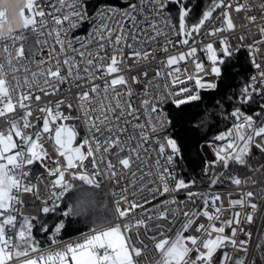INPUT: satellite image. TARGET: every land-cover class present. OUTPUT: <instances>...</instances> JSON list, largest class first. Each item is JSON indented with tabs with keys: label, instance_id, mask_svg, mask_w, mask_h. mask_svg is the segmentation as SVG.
Masks as SVG:
<instances>
[{
	"label": "snow or ice",
	"instance_id": "obj_1",
	"mask_svg": "<svg viewBox=\"0 0 264 264\" xmlns=\"http://www.w3.org/2000/svg\"><path fill=\"white\" fill-rule=\"evenodd\" d=\"M260 43L264 0H0V264H264Z\"/></svg>",
	"mask_w": 264,
	"mask_h": 264
},
{
	"label": "built area",
	"instance_id": "obj_2",
	"mask_svg": "<svg viewBox=\"0 0 264 264\" xmlns=\"http://www.w3.org/2000/svg\"><path fill=\"white\" fill-rule=\"evenodd\" d=\"M253 14H258V13H253ZM217 15H219V13H217ZM233 19L237 24V28L235 30L234 33H232V42L233 44H236L238 41L239 36H241L242 34L245 35V41L244 43H252L254 40H259V33H258V27L257 26H248L246 25V23L243 20V13H241L240 15H237L236 13L233 12ZM76 35H82L84 34V30H80L77 31L75 33ZM199 39V38H198ZM245 49H247L246 47H244ZM258 51H256V57H257V62L262 63V66H264V61L261 60V56L264 55V43H260L258 46ZM175 51V50H173ZM248 51V50H247ZM160 57H157V59H159ZM198 58H200V54H198ZM249 62V61H248ZM250 68H251V74L255 71L252 67L251 64L249 62ZM150 67V66H149ZM185 67H187L188 72L191 73L194 71L193 66L191 65L190 62H188L187 64H185V62H181L180 67H179V78L180 79H184V76L186 75L185 73ZM151 70V69H150ZM250 74V75H251ZM68 86L64 85V88L66 89ZM201 191H211V192H218L221 195V199L225 202V206L227 207V201L229 198V193H231L232 198H237L239 195V190L230 186L228 183L227 184H218L216 187L212 188V189H208L206 186L204 188L199 189ZM41 191L44 193V195H48L47 190L44 188L43 184H41ZM26 200H30L31 197H24ZM181 199H183L184 197L181 196ZM19 212L25 214V215H33L36 213V206L35 205H31V206H25L23 208L18 209ZM247 225H245V228L247 230ZM262 226L260 225L259 222V218H257V223L252 226L251 230L253 233V243L256 242V240L258 239V232H261ZM85 231V230H84ZM83 232V231H81ZM80 233V232H79ZM79 233L74 234L72 236L63 238L62 240H69V239H73L75 238ZM238 238L240 239H244L246 237H244L242 234L238 233ZM48 246V244L41 246V249H44ZM230 254L234 251L233 249H231L230 247L227 249ZM237 255H243V253H237Z\"/></svg>",
	"mask_w": 264,
	"mask_h": 264
},
{
	"label": "trees",
	"instance_id": "obj_3",
	"mask_svg": "<svg viewBox=\"0 0 264 264\" xmlns=\"http://www.w3.org/2000/svg\"><path fill=\"white\" fill-rule=\"evenodd\" d=\"M193 4L199 3V7L203 8L206 4L210 3L211 0H191ZM233 68L235 69L234 75L230 77V79L227 82V87L225 88V91L228 89L232 88H239L241 84L243 83V78L245 76H248L251 74V68L248 62V57H247V49L241 48L239 54H238V61L234 60L233 61ZM219 95L217 93L216 95L213 96H208L207 94L204 95V100L208 101L209 103L212 102L216 98V96ZM248 105L245 106V109H248ZM253 110H255V106H252ZM219 128H223L224 124L222 122H217ZM211 135V133H210ZM204 158V154H201L199 159L195 161V164L197 165V171L199 170V164ZM223 184H227V181H225ZM54 219L53 215L48 216V220L46 222H51ZM85 229L83 227H74V228H68L66 229L62 235L61 239L72 236L74 234H77L81 231H84ZM33 235L35 238L40 242V246L46 245L47 243V235L45 233L40 232L39 227L34 228L33 230Z\"/></svg>",
	"mask_w": 264,
	"mask_h": 264
},
{
	"label": "rangeland",
	"instance_id": "obj_4",
	"mask_svg": "<svg viewBox=\"0 0 264 264\" xmlns=\"http://www.w3.org/2000/svg\"><path fill=\"white\" fill-rule=\"evenodd\" d=\"M261 232H264V226H262Z\"/></svg>",
	"mask_w": 264,
	"mask_h": 264
}]
</instances>
